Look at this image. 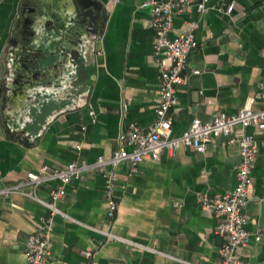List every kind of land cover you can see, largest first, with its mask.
<instances>
[{
    "label": "crops",
    "instance_id": "obj_1",
    "mask_svg": "<svg viewBox=\"0 0 264 264\" xmlns=\"http://www.w3.org/2000/svg\"><path fill=\"white\" fill-rule=\"evenodd\" d=\"M97 1L98 11L80 15L57 0H0V91L7 50L10 61L3 110L9 129L0 117V188L44 164L62 167L108 157L122 132L155 122L160 68L151 11L140 7L144 0ZM28 7L39 11L33 23L23 19ZM81 10L91 8L81 5ZM193 21L199 27L184 70L188 82L178 87V103L168 112L173 137L194 118L235 113L248 101L264 109V0H208L203 13L193 8L176 15L172 35ZM95 26L93 49L89 36ZM248 132L259 153L245 212L247 227L261 239L238 253L245 264H264V131L252 126ZM240 160L238 145L222 136L204 153L181 147L135 168L122 163L113 220L103 176L89 173L72 181L58 203L71 218L55 217L48 264H87L82 250H95L94 264H219L220 218L199 200L232 191ZM55 185L40 186L37 195L49 199ZM47 215V207L29 196L0 201V264H27V237ZM99 229L132 243L108 240Z\"/></svg>",
    "mask_w": 264,
    "mask_h": 264
},
{
    "label": "built area",
    "instance_id": "obj_2",
    "mask_svg": "<svg viewBox=\"0 0 264 264\" xmlns=\"http://www.w3.org/2000/svg\"><path fill=\"white\" fill-rule=\"evenodd\" d=\"M208 0H144L140 7L151 11L150 25L155 30L153 52L160 68V86L157 98L155 122L143 129L132 125L122 132L117 146L108 157L99 155L94 161L84 159L71 162L66 166L44 164L36 171H30L26 177L16 183L0 188V201L14 195L29 196L42 203L48 209V215L37 232L26 240V263L48 264L51 256L49 249L54 219L57 215L71 218L58 207L67 194V186L89 173L104 177V195L107 202L109 220L115 219L119 202L116 197L117 169L122 163H130L134 168L141 162L159 160L164 151L175 152L181 147H194L206 152L208 143L217 137L225 136L237 144L241 156L237 167V182L232 191L200 197V204L220 218L216 233L223 238L220 248L219 264H245L238 250L253 240H260L259 233L247 227L248 216L245 206L249 200L252 172L259 150L256 141L248 132L249 127L264 131V109L252 107L248 101L235 113L216 112L209 120L194 118L190 126L179 136H172V119L168 112L178 103L177 89L188 82L184 70L189 66V55L197 46L196 29L198 21L189 22L179 32L172 35L174 17L195 8L203 13ZM193 70V73H199ZM80 149V145H78ZM56 182L50 190L49 199L37 195V189ZM108 240H124L114 233L99 229ZM95 250H82V254L93 263ZM193 264V263H187Z\"/></svg>",
    "mask_w": 264,
    "mask_h": 264
},
{
    "label": "water",
    "instance_id": "obj_3",
    "mask_svg": "<svg viewBox=\"0 0 264 264\" xmlns=\"http://www.w3.org/2000/svg\"><path fill=\"white\" fill-rule=\"evenodd\" d=\"M60 4L66 6L65 3H67L68 5H70L71 7H75V10L77 12V14H83L88 12V14H92V12L94 11L93 9H95L96 11H98L97 8H100V3L97 0H71L68 2H66L65 0H57ZM25 2H29V0H25ZM28 5V4H27ZM81 5L88 7V9L91 8V10L88 11H82L81 10ZM95 12V11H94ZM24 16L23 19L27 22V23H33V20L36 19V17L39 15V11L34 8V7H28L27 12H24ZM36 15V17L34 16ZM92 16V15H91ZM98 19V18H97ZM93 34L92 36H89V41L93 47V49L95 48V44L97 41V30H98V26L93 27ZM95 54V53H94ZM9 55V50H7L4 54V59H3V64H4V72H3V82H2V88L0 91V117H1V122L4 128H8L9 129V120L10 118L7 117L5 115V113L3 112L4 108V99L7 96L8 93V89H7V82H8V78L10 76L9 72H10V61L8 58ZM261 207V218H262V223L264 222V200L261 201L260 204ZM53 264H67L61 261H56Z\"/></svg>",
    "mask_w": 264,
    "mask_h": 264
},
{
    "label": "flooded vegetation",
    "instance_id": "obj_4",
    "mask_svg": "<svg viewBox=\"0 0 264 264\" xmlns=\"http://www.w3.org/2000/svg\"><path fill=\"white\" fill-rule=\"evenodd\" d=\"M44 11V10H43ZM42 15H43V13H42Z\"/></svg>",
    "mask_w": 264,
    "mask_h": 264
}]
</instances>
